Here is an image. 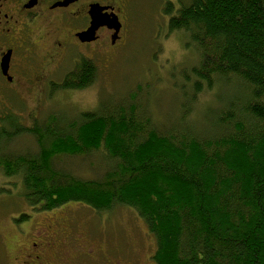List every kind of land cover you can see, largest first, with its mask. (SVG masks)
<instances>
[{"label":"trees","instance_id":"1","mask_svg":"<svg viewBox=\"0 0 264 264\" xmlns=\"http://www.w3.org/2000/svg\"><path fill=\"white\" fill-rule=\"evenodd\" d=\"M163 12L169 33L195 50L180 71L175 116L158 119L138 88L42 127L10 120L0 141L29 133L39 151L4 152L0 166L34 211L133 209L155 237V264H264V0H166ZM92 67L82 60L61 89L88 88ZM204 93L215 101L197 104ZM96 152L98 177L57 166Z\"/></svg>","mask_w":264,"mask_h":264},{"label":"rangeland","instance_id":"2","mask_svg":"<svg viewBox=\"0 0 264 264\" xmlns=\"http://www.w3.org/2000/svg\"><path fill=\"white\" fill-rule=\"evenodd\" d=\"M123 1L125 29L122 38L115 46L109 38H102L95 46L99 50L95 52L97 74L91 87L51 91L34 121L27 116L36 103L15 100L12 106L22 118L18 121L20 126L42 127L54 114L75 116L94 110L103 98L124 95L138 88L150 100L154 98L158 119L164 121L166 117L163 116L168 113L175 116L179 109L180 71L194 63L192 51L195 50L186 46L187 37L181 32L169 33V17L163 12L166 0ZM82 54L90 56L91 52L83 49ZM72 66L70 62L64 65L66 71ZM214 101L215 94L204 93L199 95L197 104ZM197 113L193 116L197 117ZM38 151L36 138L29 133L0 141V154L36 155ZM56 162L57 166L70 169L82 178L98 177L97 168L103 164L97 152L86 158L60 157ZM21 191L19 178L7 176L0 166V264H16L21 259L17 262L13 259L18 249L27 250L36 237L41 238L48 219L50 224L64 226L69 232L64 251L77 257L79 264H155V237L133 209L119 206L97 214L87 206L69 203L53 211L39 212L32 210L20 196ZM23 214L30 217L21 220ZM74 239H79V243Z\"/></svg>","mask_w":264,"mask_h":264},{"label":"flooded vegetation","instance_id":"3","mask_svg":"<svg viewBox=\"0 0 264 264\" xmlns=\"http://www.w3.org/2000/svg\"><path fill=\"white\" fill-rule=\"evenodd\" d=\"M94 5L105 15L117 16L122 26L119 32L101 27L95 41L82 42L79 36L91 25ZM123 11V0H0V126L22 120L13 110L15 100L36 103L27 116L34 121L44 99L51 91L63 90L82 60L97 72L95 46L102 38H109L112 46L122 38ZM83 49L91 55L82 54ZM68 62L74 66L66 71ZM48 221L41 238L36 237L25 251L18 249L13 259H21L16 264H79L77 257L64 251L69 232Z\"/></svg>","mask_w":264,"mask_h":264},{"label":"water","instance_id":"4","mask_svg":"<svg viewBox=\"0 0 264 264\" xmlns=\"http://www.w3.org/2000/svg\"><path fill=\"white\" fill-rule=\"evenodd\" d=\"M90 16L92 21L89 29L79 36L82 42L95 41L96 32L101 27L106 26L110 29H114L116 32H119L122 26L117 16L103 14V9H101L98 5L91 7Z\"/></svg>","mask_w":264,"mask_h":264}]
</instances>
